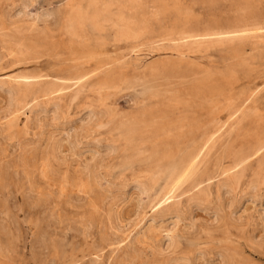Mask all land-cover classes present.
<instances>
[{
    "label": "rangeland",
    "instance_id": "1",
    "mask_svg": "<svg viewBox=\"0 0 264 264\" xmlns=\"http://www.w3.org/2000/svg\"><path fill=\"white\" fill-rule=\"evenodd\" d=\"M3 1L0 0V35L3 34L1 37L14 38L18 42L30 45V47L19 52L21 59L20 57H18L19 59L12 57L6 59L7 64L0 71V80H10L9 77L12 76L11 79H14L18 75L34 78L40 74V77L31 81L34 83L55 81L71 85L74 82L67 81V78L79 74L85 75L90 71L89 75L86 74L87 78L84 77L83 82L67 89L63 101L66 118L62 124L71 122L72 126L75 124L79 126L80 119L78 116L82 110L87 104L90 105V102H97L106 93L109 95V101H106V105L109 106L108 109L111 106L114 107L121 114L118 113L119 119H122L116 118L109 126L107 124L104 128L92 130L77 142L73 132L68 134L61 129L62 127L56 128L51 123H48L41 131L40 127H37L32 119H29L31 114L27 110L26 114L19 118V124L14 126L13 131L10 132L9 129L6 130L5 121L7 122V120L3 118L1 113L7 108L8 93L0 88V117H2L0 119V154L3 153L0 156V212H2L0 213V231H4L0 232V239H3L0 240V247H3L0 251L9 250L7 258L0 254V264H230L231 258L234 259V264H264V186L260 193L258 191L257 194H247L248 182L252 178L253 169L257 167V163L262 158V155L252 154V148H255L260 142L264 144V122L262 121L264 120V0H215L211 4L207 0H178L177 7L179 9L192 13L188 28L199 32L198 34L211 32L209 38H198L204 40L203 44L199 45L201 49L196 46L193 49L180 50L174 47V43L170 42L168 36L169 29H172L176 21L175 16L168 17L159 24L152 22L153 30L140 42L94 45L82 41H72L68 36L57 33L43 36L42 46L35 48L31 44L33 43L32 36L12 35L13 30L8 28L12 25L5 21L8 13L12 10L11 8L17 6L21 0ZM35 1L30 8L33 13L42 10V8H57L65 3L64 0ZM150 2L149 4L153 5ZM11 3H15V5L13 6ZM168 7L174 8L171 4ZM3 21L5 26L2 25ZM257 25L259 26L257 27ZM244 33L247 38L242 35ZM233 34L236 36L241 34V37H237L241 40L236 38L234 40L232 37L236 36ZM248 34L250 35L249 38ZM231 35L232 37H230ZM162 36L164 37L162 38ZM214 36L217 37L218 43H216ZM218 36H222V38L224 36L225 39L223 38L221 41L222 38ZM1 37L0 40L2 41ZM211 37L213 40H210ZM260 38L262 39L260 40ZM257 39L260 41L258 42ZM220 41L221 43H219ZM172 48L176 50L173 51ZM32 56H37L38 62ZM32 60L33 62H31ZM177 68L180 69V72ZM186 70L189 71L190 76L188 72L185 73ZM168 72L170 77H168ZM174 73L179 74V76ZM160 74H163L166 79L162 78L161 80ZM152 76L156 77L152 78ZM107 77H113L112 84L114 85L108 84L110 87L108 86V90L104 91L107 89ZM134 78L141 80L138 81ZM167 79H171V81ZM40 80L45 81L40 82ZM135 80L136 85L133 84ZM144 80H147L146 83L148 84H145ZM103 81L106 82L103 83ZM153 81H155L154 84H152ZM129 83L131 84L128 85ZM215 84L217 85L214 86ZM98 87L103 91L99 92ZM219 87L222 88L221 91ZM144 89H148L145 90L146 93H144ZM79 90V97L74 99L73 93L77 94L74 91L79 92ZM147 91L149 92L147 93ZM220 94L221 96H219ZM216 96L219 97L215 98ZM209 99L213 100L211 107L209 106L211 104ZM200 104L204 105L201 106ZM151 106L155 109L160 107L158 111H161L156 110L157 114L152 113V116L148 117V110L150 113L155 111ZM188 106L190 107L187 110ZM106 107L101 106L102 109H106ZM235 107L238 110L247 108L245 109L247 111L242 110L244 112L240 113H245L244 116L239 113L234 114L237 110ZM186 110L189 112L192 110V112L187 113ZM228 110L230 111L228 112ZM146 111L147 113L144 114ZM162 112L165 115L167 113V116L170 114V116L166 120L161 119ZM170 112H174L175 115ZM137 114L147 116L138 117ZM176 114L178 116L177 121H172ZM129 115L130 119H127ZM133 117L141 118V120L144 117L145 122L137 126L139 130L137 128L134 129L135 131L132 130L133 135L137 132V137L133 136L131 132L129 133L132 139L128 136L131 139L128 141L126 140L128 132L120 128L118 121L124 122L126 120L125 122H128ZM183 117L191 121L186 120V122ZM227 117L229 118L227 119ZM259 118L260 121H257ZM178 120L181 121V124L175 125ZM151 122L157 123L154 126ZM256 122L259 123L256 124ZM149 124H152L151 127H156V125L158 127L152 131ZM239 124L240 126L237 127ZM234 125L239 129L237 130ZM162 126L163 128H161ZM4 131L6 132L4 133ZM139 131L143 133L140 134ZM14 132L15 134H13ZM124 132H126V136ZM63 133L68 135L65 137ZM163 133H167V135ZM5 134L9 135L12 140ZM205 135L207 137L203 138ZM251 138L256 141L254 142ZM95 139H100L102 146L107 143L118 142L120 143V150L104 162L103 168L99 171L101 181H99L96 194H90L87 197L80 188L73 186L72 181L74 180L73 177L78 175L77 173L81 174L82 170H85V167L97 163V160L99 161V155L96 154V147L94 148L95 145L93 144ZM190 140L193 142L188 144ZM212 141L214 142L212 143ZM131 142L134 145H130ZM201 142L202 145L199 144ZM135 148L137 152L134 150ZM137 148L140 150L139 152ZM151 148H153L152 151ZM3 149L8 150L5 152ZM144 149L149 152L147 153ZM176 149H181V153L180 151H178L180 154L176 153ZM187 150H189L188 153L192 151L201 154L200 160L203 163L200 171L202 172L199 171L196 178H192L194 181L189 180L192 182L191 184L186 181V184L181 186L180 190L177 191L178 194L174 196L176 199H167L168 196L166 195L174 187L167 170H170L172 165H178L183 159L185 160ZM49 152L53 157L52 155L49 156ZM241 153L250 155L247 159L246 177L242 179L236 199L232 195L225 196L227 201L223 199V202H226L224 203L226 209L224 208L223 212L218 214L216 213L217 205H219L217 199L219 185L224 179L223 172L233 170L234 158ZM163 154L165 158H162ZM165 154H168L169 157H166ZM131 155L132 158H130ZM20 159L21 161H19ZM48 159L50 161H47ZM161 161L163 162L161 163ZM150 163L153 164L150 165ZM154 163H157V168H155ZM49 164L53 166L50 173L47 169ZM166 168L167 170H165ZM157 172H162L157 175L163 179L154 192L146 194L142 189L140 190L135 186L137 185L135 184L136 179L147 180L151 173ZM59 173L72 179L67 177L64 190H61L55 182L53 185V179H49L51 175H56L53 178L57 180L58 177H61ZM201 173L204 175L202 176ZM26 177L27 181L25 180ZM202 177L204 178L201 179ZM168 179L169 181H167ZM167 183H170L171 186ZM195 185L197 188L194 189ZM199 190L200 192H198ZM195 191L200 193L199 196L203 193L206 194L207 202H197V198L193 194H196ZM158 197L159 200H157ZM232 197L236 202L234 206L229 203L230 200H233ZM173 201L179 202L178 207ZM163 202L164 204L161 205ZM172 202L175 204L171 206ZM173 206L179 209L172 214L169 213L171 210L169 212L167 210ZM89 212L93 213V217L89 220L91 223L85 221V224L82 218H87ZM161 212L164 213L161 214ZM3 213L6 214H4L5 217ZM232 213L233 215H231ZM1 216L6 219L2 218L1 220ZM81 216L82 218H80ZM85 225L88 228L85 229ZM10 239H14L16 242L14 243ZM171 239L173 240L172 247L169 246ZM12 242L13 247L11 246Z\"/></svg>",
    "mask_w": 264,
    "mask_h": 264
},
{
    "label": "bare ground",
    "instance_id": "2",
    "mask_svg": "<svg viewBox=\"0 0 264 264\" xmlns=\"http://www.w3.org/2000/svg\"><path fill=\"white\" fill-rule=\"evenodd\" d=\"M5 1V0H4ZM3 1V2H4ZM17 1V0H16ZM65 3L63 6H60V7H57V8H53V7H48V8H42V10L40 11H37L35 13L31 12L30 8L34 5V3L36 2L35 0H21V2H15V3H19L17 6L15 5V3H11L14 7L11 8L12 10L8 13L7 15V18H6V22L9 23L10 25H12V27H8V28H11V30H13V34L10 32V34L14 35V36H20V35H29V36H32L33 37V43L32 44V47H35V48H38V47H41L42 45V37L45 36V35H54V34H63V35H66L69 37V39H71L72 41H82L84 43H91V44H94V45H102V44H107V43H116V44H119V42H127V43H132V42H137V41H141V39H143L146 35H148V33L150 31L153 30V25H152V22L153 24L155 23H161L163 20H165L166 18L168 17H171V16H175L176 17V21L175 23L173 24L174 26L172 27V29L170 30L169 29V38H170V42L171 43H174V47L177 48V49H185V48H194L196 46H198V49H201V47L199 45L203 44L202 42H204V40H199L198 38L199 37H208L211 36V32H205V33H202V34H198L199 32H195L194 30H191L190 28H188V25L191 21V14L190 12H188L187 10H181L177 7L178 5V0H64ZM151 1V2H150ZM152 3L153 5H150L149 4ZM207 2H209V4L215 2V0H207ZM6 3V2H5ZM4 3V4H5ZM7 4V3H6ZM171 4L174 6V8L170 9L168 7V5ZM50 5V4H49ZM238 14V13H237ZM2 15V14H1ZM4 16V15H3ZM1 20V19H0ZM3 20V19H2ZM239 22V21H238ZM1 23V22H0ZM243 24V22H242ZM241 24V26H242ZM1 25V24H0ZM3 26H5V22L3 21L2 23ZM240 25V24H239ZM238 26V25H236ZM256 26V25H255ZM254 26V27H255ZM259 25H257L258 27ZM1 28V27H0ZM5 29V27H3ZM240 28V26H239ZM246 28V27H245ZM256 28V27H255ZM243 30V28H242ZM2 31V29H1ZM215 31V30H214ZM235 31V29H234ZM5 32V31H4ZM165 32V31H164ZM236 32V31H235ZM6 33V32H5ZM4 33V34H5ZM9 33V32H8ZM223 33V32H222ZM7 34V33H6ZM214 34H216V32H214ZM219 34L220 31H219ZM247 34V33H246ZM251 34V33H249ZM248 34V35H249ZM3 35V34H1ZM0 35V37H1ZM236 36V34H233V36ZM242 35H245L242 34ZM252 35V34H251ZM5 36V35H4ZM8 36V34H7ZM11 36V35H10ZM13 36V37H14ZM213 36V35H212ZM239 37H241V34L238 35ZM232 37V35L230 37H232L234 40L235 38L237 39V37ZM247 35H245L246 37ZM255 36V35H254ZM21 37V36H20ZM19 37V38H20ZM164 36H162L163 38ZM219 38L222 36H218ZM228 38V36H226ZM238 37V38H239ZM250 37V35L248 36V38ZM2 38V41L0 42V71H2L5 67V65L7 64V58L8 57H12V58H18L20 57L19 56V52L22 51V50H27L30 45H27L25 43H22V42H18L16 39L14 38H11V39H6L5 37H1ZM4 38V40H3ZM8 38V37H7ZM18 39V37H16ZM213 37H211L210 40H213L212 39ZM223 38L225 39V37L223 36ZM223 38L221 39V41L223 40ZM247 38V37H246ZM244 38V39H246ZM166 39V38H164ZM214 39L217 41L216 43H218V40H217V37L214 36ZM262 38H260L261 40ZM19 40V39H18ZM167 40V39H166ZM215 40H214V43H215ZM220 40V39H219ZM228 40V39H226ZM225 40V41H226ZM233 40V41H234ZM237 40H241V39H237ZM258 40V39H257ZM258 40V42L260 41ZM264 40V38H263ZM164 41V40H163ZM221 41L219 43H221ZM232 41V42H233ZM245 41V40H244ZM247 41V40H246ZM168 42V41H167ZM231 42V43H232ZM238 42V41H237ZM44 43V42H43ZM234 43V42H233ZM262 43V42H261ZM206 44V43H205ZM212 44V43H210ZM263 44V43H262ZM215 45V44H214ZM213 45V46H214ZM251 45V43H250ZM260 45V43H259ZM212 46V47H213ZM254 46H255V43H254ZM206 48V47H205ZM223 48V47H222ZM173 49V48H172ZM197 49V48H196ZM176 50V49H173V51ZM194 51V50H193ZM197 52V51H196ZM178 53V51H177ZM187 53V52H186ZM180 54V53H179ZM185 55V54H184ZM180 56V55H179ZM33 58H36L34 56H32ZM182 57V56H181ZM11 58V59H12ZM183 58V57H182ZM9 59V58H8ZM19 59V58H18ZM21 59V57H20ZM24 59V58H23ZM37 59V58H36ZM42 59V58H41ZM187 59V58H186ZM10 62V61H8ZM23 62V61H22ZM33 62V60L31 61ZM37 62H38V59H37ZM10 64V63H9ZM13 64V63H12ZM155 65V64H154ZM157 65V64H156ZM14 67V66H13ZM178 67V66H177ZM187 67V66H186ZM180 68V67H179ZM178 69V71L180 72V69ZM156 69V68H155ZM158 71V70H157ZM156 71V72H157ZM101 73V71H99ZM184 72V71H183ZM189 71H185V73ZM23 73V72H22ZM84 73V72H83ZM88 73V72H87ZM86 73V74H87ZM91 73L93 74V71H91ZM153 73V72H152ZM155 73V72H154ZM167 73V72H166ZM165 73V75H166ZM169 73V72H168ZM85 74V75H86ZM90 74V71L87 75ZM96 74V73H95ZM105 74V73H104ZM172 74V73H171ZM176 74V73H174ZM182 74V73H181ZM187 74V73H186ZM194 74V73H193ZM202 74V73H201ZM207 74V73H206ZM17 75V74H16ZM15 75V76H16ZM40 75V74H39ZM34 76V78L36 77H40V76ZM74 75V77L70 76L69 79L67 78V81H73L74 83L69 85L67 84H63V83H58V82H45V83H34L32 82L34 78H30L28 76H25V75H18L16 76V78L14 79H11L13 78L12 77H9L10 80H0V88L4 91H6L5 93H8V100H7V108L2 110L3 112L2 113V116L4 119L7 120V122L5 121V124H6V130H10V132L13 131V127L14 126H17L18 123V120L19 118L23 115L26 114V111L28 110L29 113L31 114V117H29V119H32V122H34V124L37 126V127H40L41 131L42 129H44V127L48 124V123H51L53 124L56 128H60L62 127L61 129H63V131H65L66 133L70 134V132H73V136L75 137L76 141L78 142L80 139H82L84 136H86L87 134H89L92 130H96L98 128L101 129V127L104 128L105 125L109 126L110 123H113L116 118L119 119L118 115L120 114L119 112H117L114 107L110 109H108L109 106H107L106 104V101H109V95L108 93H106L104 96H102V98H99V100L97 102H90V105L87 104V106L82 110L80 116H78L77 118L80 119V125L79 126H76V124L74 126H72L70 123H63L62 124V121H65V112L63 110V101H64V95L67 91L68 88H71L73 86H76L78 85L79 83L83 82L84 77L87 78V75ZM161 76V80L162 78L166 79L163 74H160ZM179 76V74H176ZM175 75V76H176ZM184 75V74H183ZM191 75H192V72H191ZM113 76V75H112ZM182 76V75H181ZM188 76V75H187ZM189 76H190V73H189ZM198 77V74L196 75ZM201 76V75H200ZM204 76V75H203ZM208 76H209V73H208ZM208 76H204V77H208ZM44 77V76H43ZM42 77V78H43ZM92 77V76H91ZM109 77V76H108ZM107 77V78H108ZM118 77V76H116ZM121 77V75H120ZM119 77V78H120ZM156 77V76H154ZM152 76V78H154ZM159 77V76H158ZM168 77H170V73L168 74ZM184 77V76H183ZM195 77V76H194ZM113 78V77H112ZM112 78H108L107 79V82L106 81H103L106 82V88L107 89H104L105 90H108V84H112ZM143 78V77H142ZM151 78V77H149ZM136 79V78H134ZM140 79V78H139ZM139 79H136L139 81ZM32 80V81H31ZM35 80V79H34ZM136 80L134 81L133 84L136 85ZM141 80V79H140ZM159 80V79H158ZM167 80H170L171 79H167ZM167 80H164L165 82ZM187 80V79H186ZM42 81H45V80H40V82ZM61 81H64V80H61ZM59 81V82H61ZM133 81V80H132ZM147 80H144L145 84H148L146 83ZM157 81V80H156ZM160 81V80H159ZM188 81V80H187ZM209 81V79H208ZM37 82H39L37 80ZM136 82V83H135ZM158 82V81H157ZM214 82V81H213ZM212 82V83H213ZM70 83V82H69ZM87 83V81H86ZM115 83V82H114ZM132 83V82H131ZM131 83H129L128 85H130ZM141 83V82H140ZM155 81H153L152 84H154ZM139 84V83H138ZM189 84V83H187ZM100 85V84H99ZM114 84H112L113 86ZM150 85V84H149ZM217 84H215L214 86H216ZM133 86V85H132ZM219 86V85H218ZM101 87V85H100ZM110 87V86H109ZM147 87V85H146ZM113 88V87H111ZM110 88V89H111ZM143 88V87H142ZM144 88H145V85H144ZM221 87H219L220 89ZM96 89V88H95ZM99 89V87H98ZM200 89V88H199ZM214 89H216L214 87ZM218 89V88H217ZM75 90H76V87H75ZM78 90V89H77ZM145 90H148V89H144ZM222 90V88L220 89V91ZM100 91H103L102 89L100 90L99 89V92ZM151 92V90H149ZM147 91V93L149 92ZM230 91V90H229ZM228 91V92H229ZM76 92L77 94L73 93V98H78L79 97V93H80V90L79 92L78 91H74ZM82 92V91H81ZM217 92V91H216ZM231 92V91H230ZM146 93V91L144 92ZM143 93V94H144ZM158 93V92H157ZM157 93H156V96H157ZM159 94V93H158ZM196 94V92H195ZM218 94V93H217ZM216 94V95H217ZM97 95V94H95ZM99 95V94H98ZM97 95V96H98ZM153 95V93H152ZM77 96V97H76ZM155 96V95H154ZM159 96V95H158ZM221 96V94L219 95ZM218 96V97H219ZM217 96L215 98H218ZM72 97L70 96V99ZM205 99H208V98H205ZM93 100V99H92ZM95 100V99H94ZM177 100V99H176ZM176 100H174L176 102ZM226 100V99H225ZM148 101V100H147ZM180 101V99H179ZM182 101V100H181ZM180 101V102H181ZM203 101V100H202ZM209 102L211 101V104H209V106L213 105L212 101L213 100H208ZM227 101V100H226ZM103 102V103H101ZM150 102V101H149ZM189 102V101H187ZM181 103L184 104V102L182 101ZM204 103V101L202 102ZM177 104V103H176ZM179 104V103H178ZM208 104V102H207ZM215 104V103H214ZM246 104L248 105V102H246ZM30 105H32L30 107ZM174 105V103H173ZM196 106V104H194ZM201 105V104H200ZM204 105V104H202ZM201 105V106H202ZM206 105V104H205ZM101 106L103 107H106V109H102ZM197 106H199V104L197 103ZM196 106V107H197ZM200 106V107H201ZM208 106V107H209ZM210 106V107H211ZM222 106V105H221ZM152 107V106H151ZM151 107H149L151 109ZM166 107V106H165ZM164 107V108H165ZM169 107V106H168ZM173 107V106H172ZM190 106H188L187 110L189 109ZM3 108V107H1ZM153 108V107H152ZM160 107L156 108L155 107L153 109H155L154 112H151L148 110V117H151L152 116V113H156V110L158 111ZM195 108V107H194ZM216 108V107H214ZM213 108V109H214ZM237 110H235L234 114L236 113H243L244 111L242 110H245V109H241V110H238L237 107H235ZM244 108V107H243ZM250 109V107H248ZM169 109V108H168ZM177 109V108H176ZM186 109V108H185ZM192 109V107H191ZM218 109V108H217ZM216 109V110H217ZM220 109V107H219ZM219 109L217 111H219ZM248 109V110H249ZM255 109H258V108H255ZM254 109V110H255ZM175 110V109H174ZM186 110V111H187ZM212 110V109H211ZM232 110V109H231ZM234 110V109H233ZM253 110V111H254ZM161 110H159L158 112H160ZM165 111V109L163 110V112ZM167 111V110H166ZM230 110H228L229 112ZM247 111V110H245ZM252 111V110H251ZM69 112V111H68ZM157 112V113H158ZM162 112V113H163ZM189 111H187L188 113ZM192 112V110H191ZM189 112V113H191ZM195 112V111H194ZM193 112V113H194ZM212 112V111H211ZM233 112V111H232ZM231 112V113H232ZM119 113V114H118ZM147 111L144 113L146 114ZM156 113V114H157ZM171 113V112H170ZM174 113V112H173ZM173 113H171L173 115ZM230 113V114H231ZM247 113V112H246ZM144 114H142L143 116H145ZM149 114H151L149 116ZM182 114V112H181ZM195 114V113H194ZM210 114V113H209ZM229 114V115H230ZM245 114V113H244ZM244 114H240V115H243ZM260 114V112H259ZM1 115V114H0ZM121 115V114H120ZM119 115V116H120ZM127 115V114H126ZM138 115V114H137ZM141 115V116H142ZM160 115V114H158ZM164 113L162 114L161 119H165L167 117L170 116V114L167 116V113L165 116ZM175 115V113H174ZM249 115V114H248ZM257 115V114H256ZM125 116V115H124ZM122 116V117H124ZM133 116V115H131ZM140 115H138L139 117ZM140 116V117H141ZM147 116V115H146ZM145 116V117H146ZM156 116V115H154ZM178 116H179V113H178ZM177 114H176V118L174 117V120L172 121H177ZM183 116V115H181ZM186 116V115H185ZM189 116V115H187ZM219 116V115H218ZM232 116V115H231ZM236 116V115H235ZM233 116V117H235ZM258 116V115H257ZM130 115L126 116L127 119H130L129 118ZM132 118L130 121L128 122H119V126L120 128H122V130L124 129L126 132H128V135L126 136V132L125 133V136H126V140H131L132 138L129 136V133L131 132L132 134V130H134L135 128L138 129L137 126L141 124H143L145 121L143 120L144 117H142V120L141 118ZM173 117V116H171ZM170 117V118H171ZM252 117V116H251ZM255 117V116H254ZM180 118V117H179ZM185 118V117H183ZM229 117H227L228 119ZM0 119H2V117H0ZM70 119V118H69ZM68 119V120H69ZM76 119V118H75ZM122 119V118H120ZM119 119V120H120ZM146 119V118H145ZM176 119V120H175ZM181 119V118H180ZM192 119V118H191ZM213 119V118H212ZM225 119V120H227ZM232 119V118H231ZM250 119V118H249ZM262 119V118H261ZM67 120V122H68ZM77 120V119H76ZM75 120V121H76ZM155 120V119H154ZM158 121V119H156ZM160 120V119H159ZM169 120V119H168ZM191 121V120H188L187 118H185V121ZM215 120V119H214ZM219 120V119H218ZM161 121V120H160ZM171 121V122H172ZM184 121V123H185ZM186 121V122H187ZM217 121V119H216ZM215 121V122H216ZM246 121V120H245ZM257 121H260V118L259 120ZM264 122V120H262ZM1 122V121H0ZM73 122V120H72ZM117 122V121H116ZM183 122V121H182ZM214 122V123H215ZM4 123V122H2ZM149 123V122H148ZM152 123V122H151ZM157 122H155L154 124H156ZM175 123V122H174ZM182 123V124H184ZM212 123H213V120H212ZM223 123V122H222ZM259 123V122H258ZM256 122V124H258ZM153 124V123H152ZM152 124H149V128H152V131L153 129L157 128L158 125H156V127H151L150 125ZM153 124V125H154ZM181 124V121L178 120V122L175 124V125H180ZM220 124V123H219ZM225 124V123H223ZM255 124V125H256ZM117 125V126H118ZM170 125V124H169ZM187 125V123H186ZM209 125H211L209 123ZM208 125V126H209ZM218 125V124H217ZM222 125V124H221ZM245 125V124H244ZM31 126V125H30ZM112 126V125H111ZM116 126V127H117ZM147 126V125H145ZM155 126V125H154ZM205 126V125H204ZM207 126V125H206ZM207 126V127H208ZM220 126V125H218ZM227 126V124H226ZM235 126V125H234ZM233 126V127H234ZM240 124L237 126L239 127ZM1 127V126H0ZM20 127V126H19ZM106 127V126H105ZM168 127V126H167ZM172 127V126H170ZM224 127V126H223ZM236 127V126H235ZM236 127V128H237ZM250 127V126H249ZM248 127V128H249ZM257 127V126H256ZM259 127V126H258ZM26 128V127H25ZM110 128V127H108ZM145 128V127H144ZM163 128V126L161 127ZM222 128V127H221ZM232 128V127H231ZM242 129V126L240 127ZM17 129V128H16ZM99 129V130H100ZM136 129V130H137ZM205 129V128H204ZM234 129V128H233ZM239 128H237L238 130ZM244 129V128H243ZM246 129V128H245ZM256 129V128H255ZM5 130V129H4ZM31 130V129H30ZM139 130V129H138ZM146 130V128H145ZM144 130V131H145ZM148 130V129H147ZM151 130V129H150ZM149 130V132H150ZM170 130V129H169ZM203 130V129H202ZM236 130V132H237ZM250 130V129H249ZM263 130H264V127H263ZM3 131V130H2ZM15 131V130H14ZM19 131V130H18ZM41 131H40V134H41ZM62 131V132H63ZM121 131V130H119ZM135 131V130H134ZM155 131V130H154ZM219 131V130H218ZM226 131V129H225ZM231 131V129H230ZM229 131V132H230ZM243 131V130H242ZM251 131V130H250ZM261 131V130H260ZM6 131H4L5 133ZM8 132V131H7ZM17 132V131H15ZM15 132L13 134H15ZM122 132V131H121ZM140 132V131H139ZM239 132V131H238ZM249 132V131H248ZM43 133V132H42ZM143 133L142 131L140 132V134ZM203 133V132H202ZM201 133V134H202ZM220 133V132H219ZM218 133V134H219ZM64 134V133H63ZM68 134H64V136L68 135ZM72 134V133H71ZM121 134V133H120ZM119 134V138L121 137V135ZM123 134V133H122ZM146 134V133H145ZM164 134V133H163ZM167 135V133H165ZM164 134V135H165ZM172 134V133H170ZM215 134V133H214ZM243 134V133H242ZM6 135V134H5ZM133 135V134H132ZM131 135V136H132ZM135 137H137V132L136 134H134ZM133 135V136H134ZM203 135V134H202ZM216 135V134H215ZM229 135V134H228ZM245 135V134H244ZM253 135H254V132H253ZM252 135V137H253ZM6 136H9V135H6ZM13 136V135H12ZM65 136V137H66ZM71 136V135H70ZM131 138H129V137ZM132 136V137H133ZM154 136V134H153ZM174 138L175 136L172 135ZM226 136V134H225ZM247 136V135H246ZM249 136V135H248ZM261 136V134H260ZM259 136V137H260ZM101 137V136H100ZM123 137V136H122ZM134 137V138H135ZM142 137V136H141ZM152 137V136H151ZM201 137V136H200ZM207 136L205 135V137L203 138H206ZM250 137V136H249ZM258 137V138H259ZM8 138L11 139V137L9 136ZM14 138V137H13ZM94 138V137H93ZM133 138V139H134ZM217 138V137H216ZM245 138H248V137H245ZM255 138V137H254ZM103 139V138H102ZM121 139V138H120ZM119 139V140H120ZM148 139V138H147ZM151 139V138H150ZM149 139V141H150ZM237 139V138H236ZM252 139V138H251ZM8 140V139H7ZM112 141V139H110ZM193 140V139H192ZM199 140V139H198ZM238 140V139H237ZM254 140V139H252ZM109 141V140H107ZM121 141V140H120ZM140 141V140H139ZM147 141V140H146ZM202 141V140H201ZM240 141V140H239ZM243 141H244V138H243ZM256 140H254L255 142ZM259 141V139H258ZM83 142V141H82ZM104 142V140H103ZM122 142V141H121ZM124 142V141H123ZM133 142V141H132ZM131 142L130 145H132L133 143ZM142 142V141H141ZM145 142V140H144ZM143 142V143H144ZM189 142V141H188ZM193 141L190 140V143H192ZM194 142H198V141H194ZM214 141H212L213 143ZM233 142V141H232ZM86 143V142H85ZM88 143V142H87ZM86 143V144H87ZM90 143V142H89ZM118 143V142H117ZM107 143V144H104V146H102V141L100 139H95L93 141V144L95 145L94 148L96 147V154L99 155L98 159L99 161L97 160V163H94L92 165H86L87 167H85V170L81 172V174L77 173L78 175L76 177H73V186L74 187H77V188H80L81 192H83V194L85 196H89L90 194H96V189L98 188L99 186V181L100 180V169L103 168L102 165L104 164V162H106L109 158H111L114 154H116L119 150H120V143ZM125 143V142H124ZM130 143V142H129ZM138 143V142H137ZM149 143V142H148ZM187 143V142H186ZM211 143V141H210ZM218 143V142H217ZM238 143V142H237ZM261 143V142H260ZM258 143L257 146H255V148H252V151L253 153L252 154H258V156L262 155V158L260 159L259 163H257V167L255 169H253V175L251 176L252 178L249 180L248 182V195L250 193H255L257 194L256 192L259 191L260 193V190L262 189V187L264 186V144L263 143ZM102 144V145H101ZM199 144H203L202 142L199 143ZM215 144V143H214ZM213 144V145H214ZM232 144V143H231ZM5 145V144H4ZM84 145V144H83ZM134 145V144H133ZM142 145V143H141ZM154 145V144H152ZM156 145V144H155ZM158 145V144H157ZM182 145H185V144H182ZM195 145V143H194ZM234 145V144H233ZM237 145V144H236ZM244 145V144H243ZM8 146V145H7ZM89 146V144H88ZM138 146V145H137ZM187 146V145H186ZM193 146V145H192ZM199 146V145H198ZM238 146V145H237ZM1 147V146H0ZM3 147V146H2ZM84 147V146H83ZM90 147V146H89ZM93 147V146H92ZM103 150H102V148ZM130 147V146H129ZM144 147V146H143ZM142 147V148H143ZM152 147V146H151ZM155 147V146H154ZM153 147V148H154ZM233 147V146H232ZM151 148L150 150L152 151ZM179 148V147H178ZM187 148V147H185ZM190 148V146H189ZM195 148V146H194ZM208 148V147H207ZM211 148H212V145H211ZM1 149V148H0ZM133 150V147L131 148ZM138 149V148H137ZM182 149H183V146H182ZM197 149V148H195ZM246 149V148H245ZM254 149V150H253ZM8 150V149H7ZM6 149H3V151L7 152ZM136 150V148L134 149ZM145 150V149H144ZM176 153L180 150L176 149ZM190 150H194V149H190ZM198 150V149H197ZM206 150V149H205ZM231 150V149H230ZM229 150V151H230ZM237 150V149H236ZM242 150V149H241ZM24 151V150H23ZM48 151V150H47ZM140 150L138 149V152ZM142 151V150H141ZM147 153L149 152L148 150H145ZM183 151V150H182ZM186 151V150H185ZM184 151V152H185ZM196 151V150H195ZM227 151V149H226ZM244 151V150H243ZM26 152V151H24ZM133 152V151H132ZM137 152V150H136ZM143 152V151H142ZM141 152V153H142ZM144 152V153H146ZM189 152V150H187V153ZM191 153H186V158L185 160L183 159L178 165H172L170 168V170H167V168L165 170H167V172L169 173L168 175L170 176L171 178V183L174 185V187L171 189V191L169 192L168 195V198L167 199H172L175 198L174 196H176V194H178V190H180L181 186H184L183 184L185 183L186 184V181H189L191 179V181H194L192 180V178H196V176L198 175L199 171L201 170V165H202V160H200L201 158V154H197L195 152H192L190 151ZM209 152V151H208ZM248 152V151H247ZM52 153V152H51ZM95 153V152H94ZM172 153V151H171ZM181 153V151H180ZM178 152V154H180ZM202 153V151H201ZM204 153V152H203ZM233 153V151H232ZM249 153V152H248ZM25 154V153H24ZM46 154V153H45ZM49 156L50 155V152L48 153ZM143 154V153H142ZM169 154H170V150H169ZM173 154V153H172ZM251 154V153H250ZM3 155L0 154V156ZM146 155V154H145ZM154 155V154H153ZM166 155V154H165ZM46 156V155H45ZM48 156V155H47ZM95 156V155H94ZM135 157H137L136 155H134ZM152 156V155H151ZM150 156V157H151ZM161 156V155H160ZM164 154L162 155V158H165L163 157ZM173 156V155H172ZM177 156V155H175ZM174 156V157H175ZM183 156V155H182ZM225 156V155H224ZM228 156H229V153H228ZM257 156V157H258ZM3 157V156H2ZM53 157V155H52ZM56 157V156H55ZM166 157H169L168 154L166 155ZM181 157V155H180ZM203 157V156H202ZM208 157V156H207ZM227 157V156H226ZM250 157L249 154H237L234 158V168L233 170H227V171H224L223 172V176H224V179L221 181L220 185H219V191H218V203L219 205L218 208L216 209V213H221V211L223 212V209L225 208L224 206V203L226 202H223V199H226L225 196L227 195H232L233 197H237V193H238V189L240 187V184L242 182V179L245 176L246 174V170H248V163H247V159ZM21 158V157H20ZM43 158V157H42ZM46 158V157H45ZM49 158V157H48ZM132 158V155L131 157ZM161 158V157H160ZM161 158V159H162ZM206 158V157H205ZM209 158V157H208ZM53 159V158H52ZM96 159V158H95ZM138 159V158H137ZM148 159V158H147ZM171 159V157H170ZM174 159V158H172ZM180 159V158H179ZM178 159V160H179ZM51 160V158H50ZM49 159L47 161H50ZM54 160V159H53ZM52 160V161H53ZM130 160V159H129ZM128 160V161H129ZM134 160V159H133ZM136 160V159H135ZM21 161V159L19 160ZM27 161V160H26ZM96 161V160H95ZM132 161V160H130ZM160 161V160H159ZM158 161V162H159ZM204 161H208V160H204ZM250 161V160H249ZM258 161V160H257ZM163 161H161L162 163ZM255 162V161H254ZM129 163V162H128ZM127 163V164H128ZM205 163V162H204ZM218 163V162H217ZM32 164V163H31ZM51 164V163H50ZM49 164V166H47V169H48V172L50 173V171L52 172V168L53 166H51ZM147 164V163H146ZM149 164V163H148ZM153 164V163H150V165ZM155 164V163H154ZM157 164V163H156ZM155 164V168H157ZM176 164V163H175ZM250 164V163H249ZM20 165V164H19ZM27 165V164H26ZM107 165V164H106ZM160 165V164H159ZM162 165V164H161ZM253 165V164H252ZM251 166V165H250ZM8 167V166H7ZM27 167V166H26ZM51 167V168H50ZM105 167V165H104ZM159 167V166H158ZM252 167V166H251ZM28 169V168H27ZM55 169V168H54ZM163 169V168H162ZM29 170V169H28ZM57 170V169H56ZM161 170V169H160ZM207 170V169H206ZM205 170V172H206ZM159 171V170H158ZM162 171V170H161ZM46 172V171H45ZM55 172V171H54ZM57 172H59L57 170ZM156 172V170H155ZM163 172V171H162ZM162 172H157V173H154L149 176V178L147 180H144V179H140V180H135V186H137L140 190L142 189L144 191V193H152L156 190V188L159 186L160 182H161V179H163L162 177L158 176L157 174L159 173H162ZM166 172V171H164ZM202 172V171H200ZM203 172V173H205ZM53 174V173H51ZM60 174V173H59ZM75 174V173H74ZM61 177H58V179L56 180L55 178H53L54 176L56 177V175H51L49 179H53V185H54V182L57 186H59V188L62 190H64L66 184H67V177L69 176H63L62 174H60ZM160 175V174H159ZM201 175L203 176L204 174L201 173ZM32 177V176H30ZM46 177L48 178V176L46 175ZM199 177V176H198ZM201 177V176H200ZM25 178V177H24ZM70 178V177H69ZM140 178V177H138ZM204 177H202L201 179H203ZM7 179V178H6ZM71 179V178H70ZM146 179V177H145ZM200 179V180H201ZM245 179V178H244ZM248 179V178H247ZM26 181L28 180L27 177L25 179ZM48 180V179H47ZM72 180V179H71ZM169 181V179L167 180ZM191 181L190 184L192 183ZM202 181V180H201ZM200 181V182H201ZM49 182V181H48ZM188 182V184H189ZM198 182V180H197ZM28 183V182H27ZM71 183V182H70ZM133 184V183H132ZM171 186L170 183H167ZM29 185V184H28ZM27 185V186H28ZM169 185H166L169 187ZM202 185V184H201ZM6 186V185H5ZM192 186V185H191ZM196 186V185H195ZM29 187V186H28ZM34 187V186H33ZM165 187V186H164ZM163 187V188H164ZM1 188V187H0ZM5 188V187H4ZM3 188V190H4ZM197 188L194 187V189ZM33 189V188H32ZM166 189V188H165ZM165 189H163V191H165ZM31 190V189H30ZM204 190V188H203ZM207 190V189H206ZM142 191V192H143ZM141 192V194H142ZM160 192V191H159ZM177 192V193H176ZM195 193H193L195 195V198H197V202H204L207 200V197H206V194H202L201 196H199L198 192H200V190L197 192L195 191ZM209 192V191H208ZM2 193V191H1ZM202 193V192H201ZM210 193V192H209ZM254 194V195H255ZM49 195V193H48ZM47 195V196H48ZM45 196V197H47ZM159 196V195H158ZM165 196V197H166ZM198 196V197H196ZM256 196V195H255ZM41 197V196H40ZM44 197V195H43ZM164 197V198H165ZM224 197V198H223ZM231 197V196H230ZM232 197V198H233ZM253 197V196H252ZM50 198V197H49ZM41 199V198H40ZM160 198L158 197L157 200H159ZM176 199V198H175ZM174 199V200H175ZM230 200V199H229ZM228 200V202H229ZM227 201V199H226ZM246 201V200H245ZM50 202V201H49ZM156 202V201H154ZM153 202V203H154ZM162 202V201H161ZM173 202H176L177 204V207H178V204L179 202L177 201H173ZM171 204V206L175 203ZM207 202V201H206ZM244 202V201H243ZM166 203V202H165ZM232 206L236 205V202L233 198V200H230V202ZM159 206H160V203L158 202ZM163 203H161V205H163ZM45 205V204H44ZM152 205V204H151ZM168 205H169V202H168ZM37 206V205H36ZM39 206H40V203H39ZM42 206V205H41ZM141 206V205H140ZM155 206V205H154ZM158 205H156L157 207ZM158 206V207H159ZM170 206V205H169ZM168 206V207H169ZM227 206V205H226ZM230 206V205H229ZM45 207V206H44ZM167 207V208H168ZM176 206L174 207H170L168 208V212L169 210H171V212L169 213H176L177 208ZM48 208V207H47ZM92 208V207H91ZM166 208V209H167ZM156 209V208H155ZM226 209V208H225ZM94 210V209H92ZM111 210V209H110ZM164 212L166 210H163ZM92 212V211H91ZM89 212V215H87L88 217L85 219L82 218V216L80 218H82V221L85 223V221L88 223L90 218H92L93 216V213ZM159 212V211H158ZM164 212H161L164 213ZM238 212V211H237ZM2 213V212H0ZM6 213V212H5ZM3 213V215L5 214ZM6 215V214H5ZM4 215V217H5ZM9 215V214H8ZM178 215V214H177ZM233 215V213L231 214ZM85 216V215H84ZM9 217V216H8ZM109 217V215H108ZM233 217V216H232ZM232 217H231V220H232ZM2 216H1V220H2ZM3 219H6V218H3ZM78 219V218H76ZM108 219V218H107ZM110 219V218H109ZM234 219V218H233ZM72 221V220H71ZM81 221V224L83 225ZM109 221V220H108ZM107 221V222H108ZM80 222V221H79ZM114 222V221H113ZM112 222V223H113ZM4 223V222H3ZM91 223V222H89ZM110 223V222H109ZM108 223V224H109ZM230 223V222H228ZM232 223V222H231ZM230 223V224H231ZM86 224V223H85ZM94 224V223H93ZM229 224V225H230ZM233 224V223H232ZM231 224V225H232ZM89 225V224H88ZM86 226V225H85ZM110 226V225H109ZM111 226H113L111 224ZM115 226V225H114ZM1 227V226H0ZM225 227V226H224ZM234 227V226H233ZM88 228L87 226L85 227V229ZM228 228V226H227ZM3 229V228H2ZM114 229V227H113ZM224 229V228H223ZM229 229H230V226H229ZM229 229H226V230H229ZM5 230V229H4ZM7 230V229H6ZM5 230V231H6ZM3 231V230H1ZM0 231V232H1ZM225 231V230H224ZM4 232V231H3ZM3 234V233H1ZM105 234V233H104ZM9 235V234H7ZM104 236V235H103ZM228 236V235H227ZM231 236V235H230ZM104 238V237H103ZM106 238V237H105ZM120 238V237H119ZM229 238V237H228ZM112 239V238H111ZM232 239V238H231ZM1 240V239H0ZM3 240V239H2ZM1 240V241H2ZM11 240V239H10ZM105 240V239H104ZM113 240V239H112ZM11 241H14L11 240ZM80 241V240H79ZM16 241H14L15 243ZM113 242H111L112 244ZM230 243V241H229ZM233 243V242H232ZM231 243V244H232ZM4 244V243H3ZM8 244V242H7ZM13 242L11 243V246H12ZM235 244V243H234ZM113 245V244H112ZM173 245V240L171 239L170 243H169V246L172 247ZM5 247V244L3 245ZM168 246V245H167ZM8 247V246H6ZM13 247V246H12ZM15 247V246H14ZM47 247V246H46ZM45 247V248H46ZM1 248L3 247H0V250ZM49 248V247H48ZM168 248V247H167ZM238 252V251H236ZM8 253H9V250L8 251H0V254L3 255L5 258L8 257ZM12 254V253H11ZM241 254V253H240ZM68 255V254H67ZM237 257V256H236ZM240 257V256H239ZM70 258V257H69ZM68 258V259H69ZM241 260H242V257H241ZM241 262V261H240ZM243 263V262H242ZM101 264V263H100ZM230 264H234V259H230ZM247 264V263H245Z\"/></svg>",
    "mask_w": 264,
    "mask_h": 264
}]
</instances>
